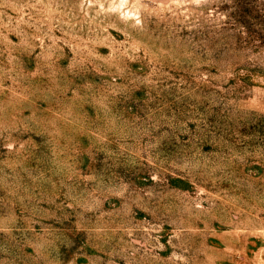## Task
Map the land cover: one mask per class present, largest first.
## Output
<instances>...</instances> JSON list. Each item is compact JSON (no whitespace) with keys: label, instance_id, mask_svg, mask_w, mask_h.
<instances>
[{"label":"rangeland","instance_id":"rangeland-1","mask_svg":"<svg viewBox=\"0 0 264 264\" xmlns=\"http://www.w3.org/2000/svg\"><path fill=\"white\" fill-rule=\"evenodd\" d=\"M0 264H264V0H0Z\"/></svg>","mask_w":264,"mask_h":264}]
</instances>
